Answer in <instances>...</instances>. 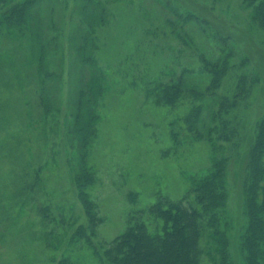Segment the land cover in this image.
Returning <instances> with one entry per match:
<instances>
[{"label": "rangeland", "instance_id": "1", "mask_svg": "<svg viewBox=\"0 0 264 264\" xmlns=\"http://www.w3.org/2000/svg\"><path fill=\"white\" fill-rule=\"evenodd\" d=\"M90 2L34 0L18 25L0 24V264H49L60 258L64 246L54 249L52 236L46 235L49 229L57 235L64 232L56 215H67L63 202L76 201L70 166L75 164L84 138L89 137L88 160L97 174L93 195L103 216L98 231L105 239L124 228L131 207L149 206L157 195L177 200L185 190L186 176L207 163L206 144L181 141L175 145L171 140L168 122L182 108L152 102L145 98L139 82L132 81L133 74L142 70L157 74L167 64L183 75L189 87L208 84L210 74L196 55L190 56L187 49L177 57V49H183L178 40L213 51L221 46L204 21L184 19L174 10L195 11L214 24L230 22L219 27L233 35L239 53L249 56L259 72L260 81L245 110L242 153L250 141V130L264 113V45L259 42L264 33L247 29L239 0H102L105 12L94 30L96 50L86 45L84 49L95 62L81 57L86 22L100 15V8ZM167 18L174 26L164 23ZM237 19L239 24H232ZM151 21L158 27L152 29L157 47L151 46L147 52L141 47L140 55L137 42ZM128 57L126 71L121 69L122 59ZM136 62L139 65L134 67ZM117 63L121 73L113 76L109 67ZM98 66L108 73V94L98 110L97 103L99 120L94 129L83 131L73 115L72 102ZM210 104L211 96H207L204 117L209 115ZM242 158L232 155L225 167L230 189L227 209L235 214L237 226L242 219L240 207L244 208ZM129 191L137 196L134 202L128 200ZM72 255L79 259L78 252ZM90 261L88 255L82 258L83 264Z\"/></svg>", "mask_w": 264, "mask_h": 264}, {"label": "trees", "instance_id": "2", "mask_svg": "<svg viewBox=\"0 0 264 264\" xmlns=\"http://www.w3.org/2000/svg\"><path fill=\"white\" fill-rule=\"evenodd\" d=\"M33 2L0 0V24L18 25ZM91 3L100 8V15L86 22L81 57L83 61L95 62L92 53H85L84 49L91 46V50H96L98 42L94 30L102 23L105 9L101 8L102 0H91ZM239 10L246 15L244 23L249 31L256 29L264 33V0H239ZM174 14H180L184 19L192 17L202 24L205 22L211 37L221 46L218 51H213L178 40L183 49H177V57L181 58L182 51L188 50L190 56L196 55L201 67L210 74L208 84L204 88L189 87L184 84L183 75H177L167 64L162 65L157 74L147 70L133 74L132 81L139 82L145 98L152 102L182 108L168 122L171 140L175 145L181 141L190 145L206 144L207 163L186 176L185 190L177 200L157 195L149 206L131 207L125 216L124 228L111 239H105L98 231L103 216L93 195L97 174L88 160L89 137L88 140L84 138L79 144L75 164L70 166L76 201L67 205L63 202L67 215H56L64 232L57 235L49 229L50 234L46 235L52 236L50 245L54 249L59 244L64 246L60 258L50 260L49 264H83L85 255L90 257L88 264H264V113L250 130V141L244 153L239 151L247 131L245 110L253 87L260 81L259 72L249 56L239 53V44L233 35L219 27H226L230 22L214 24L211 19L212 22L191 10L179 13L174 10ZM239 22L237 19L232 24ZM164 23L174 26L169 18ZM153 28L158 27L151 21L139 36L140 55L141 47L146 52L151 46L157 47ZM259 42L264 45V35ZM130 58L122 59L124 66L121 69L127 71L125 60ZM138 63H134V67ZM117 66L118 63L109 67L111 75L121 73ZM106 77L109 80L106 69L98 66V72L83 82L72 102L73 115L80 120L83 131L93 130L99 120L95 108L99 102L98 110L108 94L105 83L110 81H106ZM207 96H211L212 105L208 117H204L203 102ZM40 98L44 101L43 95ZM232 155L245 160L240 188L244 208L239 210L242 218L239 226L235 224V214L227 209L230 189L225 167ZM127 195L128 200H136L137 196L132 192ZM43 210L44 218H49L46 208ZM75 251L79 259L72 255Z\"/></svg>", "mask_w": 264, "mask_h": 264}]
</instances>
